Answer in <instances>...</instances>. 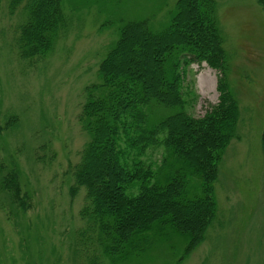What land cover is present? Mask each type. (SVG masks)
I'll list each match as a JSON object with an SVG mask.
<instances>
[{
	"label": "rangeland",
	"instance_id": "obj_1",
	"mask_svg": "<svg viewBox=\"0 0 264 264\" xmlns=\"http://www.w3.org/2000/svg\"><path fill=\"white\" fill-rule=\"evenodd\" d=\"M214 1L227 83L238 105L237 138L218 165L217 218L179 264H264V0ZM9 2L0 0V163L17 168L31 208L10 220L0 207V264H91L96 257L107 264L94 243H85L79 217L84 190L74 197L69 192L72 169L88 142L77 120L83 90L99 82L98 65L124 23L155 15L150 27L159 31L174 0H63L68 32L45 60L31 65L13 45L24 12L12 14ZM184 71L185 110L202 118L218 103L217 71L205 63ZM14 120L13 128H5ZM162 152L148 148L141 159L156 167ZM175 259L154 253L138 264Z\"/></svg>",
	"mask_w": 264,
	"mask_h": 264
},
{
	"label": "trees",
	"instance_id": "obj_2",
	"mask_svg": "<svg viewBox=\"0 0 264 264\" xmlns=\"http://www.w3.org/2000/svg\"><path fill=\"white\" fill-rule=\"evenodd\" d=\"M62 2L10 0V12L25 15L13 43L19 59L29 65L45 60L68 32ZM169 15L159 31L150 27L155 15L124 23L98 65L99 82L83 90L77 120L88 142L69 192L74 197L84 190L85 243H94L107 264H138L154 253L176 256L173 264H179L201 244L217 218L218 165L237 138L238 105L227 83L215 1L174 0ZM202 63L217 71L218 103L194 118L185 110L184 69ZM148 148L163 150L156 167L141 159ZM30 200L17 168L0 163V207L7 217L26 213Z\"/></svg>",
	"mask_w": 264,
	"mask_h": 264
}]
</instances>
